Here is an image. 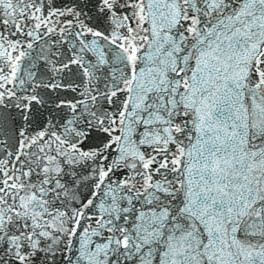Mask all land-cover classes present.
Masks as SVG:
<instances>
[{"label":"snow or ice","instance_id":"1","mask_svg":"<svg viewBox=\"0 0 264 264\" xmlns=\"http://www.w3.org/2000/svg\"><path fill=\"white\" fill-rule=\"evenodd\" d=\"M0 264H264V0H0Z\"/></svg>","mask_w":264,"mask_h":264}]
</instances>
